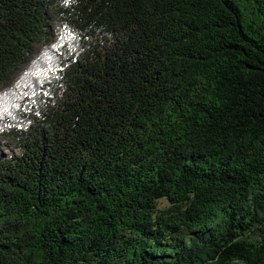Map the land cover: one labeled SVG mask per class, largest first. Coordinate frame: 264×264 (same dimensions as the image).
Returning a JSON list of instances; mask_svg holds the SVG:
<instances>
[{"label": "trees", "instance_id": "trees-1", "mask_svg": "<svg viewBox=\"0 0 264 264\" xmlns=\"http://www.w3.org/2000/svg\"><path fill=\"white\" fill-rule=\"evenodd\" d=\"M0 264H264V0H0Z\"/></svg>", "mask_w": 264, "mask_h": 264}]
</instances>
